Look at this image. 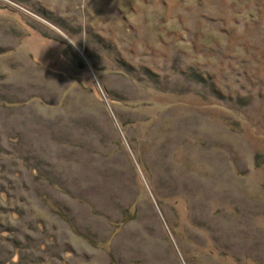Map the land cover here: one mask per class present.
Here are the masks:
<instances>
[{"label": "rangeland", "instance_id": "374dc122", "mask_svg": "<svg viewBox=\"0 0 264 264\" xmlns=\"http://www.w3.org/2000/svg\"><path fill=\"white\" fill-rule=\"evenodd\" d=\"M6 136L0 264H264V0H0Z\"/></svg>", "mask_w": 264, "mask_h": 264}, {"label": "trees", "instance_id": "16d2710c", "mask_svg": "<svg viewBox=\"0 0 264 264\" xmlns=\"http://www.w3.org/2000/svg\"><path fill=\"white\" fill-rule=\"evenodd\" d=\"M14 144L12 142V140L10 138H8L7 136L4 137V138H1L0 139V171H1V174H0V193H3L5 194L7 200L9 201H12L13 204H16L18 205L20 202H18L17 199H13L10 194H11V190L14 189V185H13V182L10 180V176L11 175V172H7L4 167L6 168L5 164H7L8 162L4 160L5 159H12L13 157V153L10 149V146ZM4 158H3V157ZM2 157V158H1ZM13 161V160H11ZM7 162V163H6ZM9 167H12L11 165V162H10V166ZM9 205V204H8ZM8 205H4L3 202H0V215L1 214H4V209H6L5 207L8 206ZM9 211L10 214H14L17 215L16 213H13V209H7V212ZM13 216V217H14ZM7 217H10V216H7ZM9 219H13V218H9ZM1 225V224H0ZM18 259V258H17ZM112 264V263H111Z\"/></svg>", "mask_w": 264, "mask_h": 264}, {"label": "clouds", "instance_id": "9594fccd", "mask_svg": "<svg viewBox=\"0 0 264 264\" xmlns=\"http://www.w3.org/2000/svg\"><path fill=\"white\" fill-rule=\"evenodd\" d=\"M70 42H72L71 40H70ZM73 43V42H72ZM74 45H75V43H73Z\"/></svg>", "mask_w": 264, "mask_h": 264}]
</instances>
